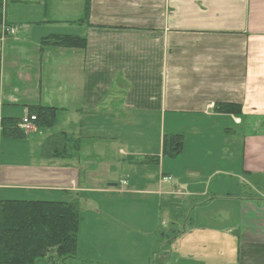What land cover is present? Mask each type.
Listing matches in <instances>:
<instances>
[{
  "label": "crops",
  "instance_id": "crops-1",
  "mask_svg": "<svg viewBox=\"0 0 264 264\" xmlns=\"http://www.w3.org/2000/svg\"><path fill=\"white\" fill-rule=\"evenodd\" d=\"M0 10V32L2 24L16 27L0 45V130L2 118L19 120L33 106L55 108L52 126L34 128L22 139L0 136V200L75 201L79 208L96 192L121 193L140 205L128 207L125 200L105 212L123 224L133 211L132 225L144 240L134 253L133 244L122 248V264H131V257L135 264H264V0H0ZM59 35L85 38L86 46L50 42ZM114 83L118 89L122 83V98L111 96ZM222 104L240 109L223 112ZM148 111L158 124L156 146L136 152L118 145L120 153L129 150V180L107 188L86 184L84 170L87 178L97 177L106 167L101 140L107 136L96 133V122L111 116L122 131L136 134ZM160 117L163 123L166 117L220 121L217 132L230 136L235 149L232 194L165 168ZM172 129L168 135L181 133ZM51 138L53 147L44 151ZM175 210L185 215L177 221L182 226L175 222L182 231L167 254L154 253ZM160 212L168 214L167 226ZM109 224L98 228L79 211L77 255L111 261L95 249L114 246L117 253L123 244L110 237ZM207 230L231 236L229 260L173 254L176 245L182 248L193 233Z\"/></svg>",
  "mask_w": 264,
  "mask_h": 264
},
{
  "label": "rangeland",
  "instance_id": "rangeland-1",
  "mask_svg": "<svg viewBox=\"0 0 264 264\" xmlns=\"http://www.w3.org/2000/svg\"><path fill=\"white\" fill-rule=\"evenodd\" d=\"M16 31L14 32V34ZM122 77V72L121 75ZM112 91L116 90L115 93H112L111 96L116 98H122V83L119 86V89L116 87L115 83L114 86H111ZM110 98V96L108 97ZM155 112L148 111L145 114V117H142V124L138 126V133L133 134L128 131H131V128H127L125 131H122V123L117 122L114 120V117L107 116L105 121L102 124H98L96 122V133L97 134H104L107 136L104 140H101V145H103L107 153V160L105 162L106 167H102L98 172L101 175H97V177H86V172H82V180L86 181V184H90L93 186L101 185L107 188V184L109 183H118L120 178H124L125 182L129 180L128 171L130 169L129 160L127 156V149L125 153H120L118 146L122 142V146H130L132 145L133 151L136 152H144L148 149H153L157 143V136H158V124L156 122ZM210 120V119H209ZM209 120H201L197 121V123H193L189 121V118L183 119L182 117L164 119L163 117L159 118V132L162 136H168V128L171 126L172 130H175L178 135L182 136L185 139L184 149L183 152L179 153L178 157L170 158L167 154H164V165L165 168L167 165H171V168L174 170V173L179 175V177H189L192 175L198 176L202 178L208 190L213 191L217 187V185L222 186V190L228 192L230 194L233 193L232 189L229 187L231 181L235 180L238 181L237 177L234 172L236 170V164L234 163V158L231 157V152H234L235 149L231 144V140H233L230 136L219 134L215 127L219 126L220 121L215 119V122H210ZM235 121L238 119H234ZM100 122V121H99ZM105 123V125L103 124ZM164 126V129H163ZM175 126V129L174 127ZM214 126V128H213ZM242 125L238 126V129H241ZM34 128H45V127H38L35 124V121L32 122L31 127L28 132L32 131ZM48 129V128H47ZM135 129V128H133ZM124 130V127H123ZM233 130H235L233 128ZM127 131V132H126ZM0 136L2 138L9 137L5 134L4 131L0 130ZM163 136V137H164ZM28 133L24 134L23 137H18L17 139L27 138ZM126 140V141H125ZM191 143H190V141ZM48 141V140H47ZM46 141V142H47ZM127 142V143H126ZM20 145V144H19ZM131 147V146H130ZM129 148V147H128ZM222 148H226L227 150L224 151ZM233 149V150H232ZM86 152V150L82 151ZM135 158H143V155L138 157V154H133ZM80 164L86 166L88 165L87 161L81 162ZM98 164V163H96ZM190 171V172H189ZM189 172V173H188ZM110 173L112 177H102L105 174ZM108 180H106V179ZM115 180V181H114ZM225 181V182H224ZM263 181V180H262ZM264 183V182H261ZM122 184V183H121ZM123 183L122 185H124ZM223 184V185H222ZM131 186L126 183V187ZM263 188V187H262ZM264 189V188H263ZM114 195V196H110ZM93 196V195H92ZM122 194L118 193L115 194H105V193H95V197H89L87 203H81L79 207V211L82 216H87L88 221H93L95 225L102 224H109L111 230L109 233L111 234V238L114 240H119L121 246L117 247V253L113 250L114 246H112L111 250H107V245L97 246L96 251L101 253L102 256H107L111 261H102L111 264H122V248L126 245L131 246L130 249L132 253L136 252L138 244H141L142 236H140V231L136 229L132 224H134L136 215L133 211H129V217L127 221L122 224V220L119 219V216H115L113 218L112 215L107 214L105 212V208L114 209L118 207H122V204H126L122 201H127L128 207H135L140 204L136 203L135 200H131L132 198H122ZM175 199L181 200L180 197L175 196ZM168 197H166L167 199ZM99 208V209H97ZM180 210L176 211L179 212ZM180 213V212H179ZM144 216V214H142ZM160 218L161 224L167 226L168 221V214L164 212H160L158 215ZM122 218V217H121ZM185 215L180 213V216H177V220H184ZM98 220V221H96ZM120 221V222H119ZM119 222V223H117ZM179 226H182L183 222H177ZM116 224V225H115ZM98 228L95 227L92 229V232H97ZM182 231V229H180ZM105 235H110L106 234ZM232 239L231 236H226L221 234L219 231H212L207 230L206 233H199L195 232L185 243H183V247L177 246L176 249L173 251V254L179 253H187L193 251L197 254H205L209 255L212 258L220 259L221 261L225 262L232 257ZM163 242L160 243V249L163 247ZM178 247V248H177ZM163 250L159 253L162 255ZM111 257H114L113 259ZM132 258V259H131ZM131 264H135V257H131ZM94 260L99 261L97 257H94Z\"/></svg>",
  "mask_w": 264,
  "mask_h": 264
},
{
  "label": "trees",
  "instance_id": "trees-1",
  "mask_svg": "<svg viewBox=\"0 0 264 264\" xmlns=\"http://www.w3.org/2000/svg\"><path fill=\"white\" fill-rule=\"evenodd\" d=\"M86 10L88 8L86 7ZM1 23V10H0ZM50 42L66 47L86 46V39L72 35H59ZM223 112L237 113L238 105L222 104ZM29 114L36 117L38 127H50L54 121L55 108L48 106L30 107ZM1 120V130L8 136L23 137L16 128V119ZM55 138L45 143L44 151H50ZM181 136L170 134L162 137V152L175 156L181 151ZM248 177V173H244ZM172 213L173 222L168 232L159 233L158 239L165 236L162 249L165 255L171 240L180 234L177 228L179 212ZM180 220V219H179ZM176 222V224H175ZM176 226V228H174ZM79 232V208L75 201L53 200H0V264H111L88 261L77 255ZM168 249V250H167Z\"/></svg>",
  "mask_w": 264,
  "mask_h": 264
},
{
  "label": "built area",
  "instance_id": "built-area-1",
  "mask_svg": "<svg viewBox=\"0 0 264 264\" xmlns=\"http://www.w3.org/2000/svg\"><path fill=\"white\" fill-rule=\"evenodd\" d=\"M16 31L15 27L12 26H7V25H2L1 28V32H0V43L3 41L4 37L6 35H10V34H14V32ZM36 120V117L32 114H28L25 117H23L18 123H17V127L18 129H20L21 131H29L31 124L33 121Z\"/></svg>",
  "mask_w": 264,
  "mask_h": 264
}]
</instances>
